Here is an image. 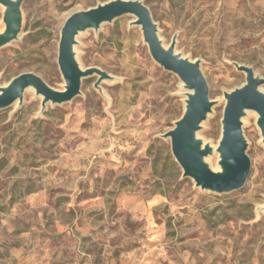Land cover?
<instances>
[{
  "label": "rangeland",
  "instance_id": "1",
  "mask_svg": "<svg viewBox=\"0 0 264 264\" xmlns=\"http://www.w3.org/2000/svg\"><path fill=\"white\" fill-rule=\"evenodd\" d=\"M108 0H25L19 39L0 48V86L34 72L64 87L57 57L74 11ZM159 35L201 60L212 112L198 132L217 146L225 91L264 77V0H142ZM0 5V33L5 29ZM134 16L78 36L83 69L113 78L44 111L28 88L0 110V264H264V139L258 115L243 117L251 172L238 190H202L162 137L185 110L179 77L151 56ZM264 92V84L260 86ZM218 168V153L207 158Z\"/></svg>",
  "mask_w": 264,
  "mask_h": 264
},
{
  "label": "water",
  "instance_id": "2",
  "mask_svg": "<svg viewBox=\"0 0 264 264\" xmlns=\"http://www.w3.org/2000/svg\"><path fill=\"white\" fill-rule=\"evenodd\" d=\"M25 0H0L4 6L5 29L0 33V48L19 39L23 30L22 5ZM130 14L134 16L131 25L140 26L144 42L152 58L165 70L175 73L182 86L188 91L185 110L174 126L162 135L169 139L173 157L182 169V176L191 178L202 190L218 194L241 189L247 182L252 164L247 153L248 141L243 133V117L248 111L257 113V125L264 139V92L260 86L264 77L256 74L253 67L233 62L246 74V81L232 91L224 92L226 104L221 119V135L217 146L198 137L203 123L208 119L215 101L210 99L209 86L201 70V60H191L176 51L177 34L169 45L159 35L158 24L148 5L142 0H108L86 10L72 12L61 29L57 63L64 78V89L50 86L34 72H24L13 77L5 86H0V110L23 102L28 88L42 97L44 111L51 103L61 105L81 94L84 77L97 74L96 88L104 79L113 77L99 67L83 69L76 57L75 46L78 36L88 30L96 32L105 23ZM218 153V168L213 169L207 158ZM264 210V207H263Z\"/></svg>",
  "mask_w": 264,
  "mask_h": 264
},
{
  "label": "bare ground",
  "instance_id": "3",
  "mask_svg": "<svg viewBox=\"0 0 264 264\" xmlns=\"http://www.w3.org/2000/svg\"><path fill=\"white\" fill-rule=\"evenodd\" d=\"M62 89H64V87Z\"/></svg>",
  "mask_w": 264,
  "mask_h": 264
}]
</instances>
